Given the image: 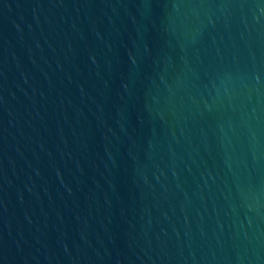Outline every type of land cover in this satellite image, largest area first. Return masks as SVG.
<instances>
[{"label": "water", "instance_id": "1", "mask_svg": "<svg viewBox=\"0 0 264 264\" xmlns=\"http://www.w3.org/2000/svg\"><path fill=\"white\" fill-rule=\"evenodd\" d=\"M0 264H264V0H0Z\"/></svg>", "mask_w": 264, "mask_h": 264}]
</instances>
